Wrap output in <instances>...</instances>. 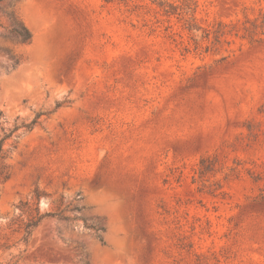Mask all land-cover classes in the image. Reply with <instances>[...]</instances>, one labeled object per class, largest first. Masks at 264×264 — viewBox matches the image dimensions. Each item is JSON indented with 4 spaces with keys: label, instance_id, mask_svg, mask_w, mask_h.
Here are the masks:
<instances>
[{
    "label": "rangeland",
    "instance_id": "obj_1",
    "mask_svg": "<svg viewBox=\"0 0 264 264\" xmlns=\"http://www.w3.org/2000/svg\"><path fill=\"white\" fill-rule=\"evenodd\" d=\"M153 1L1 2L0 140L20 129L0 159V264H264V41L187 53ZM198 4L203 26L264 9ZM206 154L213 195L192 180ZM36 209L69 220L28 237Z\"/></svg>",
    "mask_w": 264,
    "mask_h": 264
},
{
    "label": "trees",
    "instance_id": "obj_2",
    "mask_svg": "<svg viewBox=\"0 0 264 264\" xmlns=\"http://www.w3.org/2000/svg\"><path fill=\"white\" fill-rule=\"evenodd\" d=\"M3 0H0V5ZM154 4L157 5L169 23L168 29L173 31V25H171V19L176 20V24L179 25V36L183 39L182 33L188 36L187 45L184 48L185 52L200 51L204 54L219 53L225 46L231 47L233 40H229V37L241 39L247 41L250 45L259 44L264 41V9L260 10L256 15H250L248 9H245L242 13V17L237 20L226 22L218 18H213L207 26H203L197 19L198 0H154ZM15 26L13 32L17 34L23 41V43H30L32 40V34L30 30L24 25V23L15 17ZM174 32V33H173ZM226 51H228L226 49ZM228 56H224L220 61H223ZM17 64L19 61L16 62ZM42 114L30 123L23 125L22 127L27 130H32L38 123ZM0 116L2 113L0 112ZM16 127L10 133H6L4 138L0 140V159L2 158L4 143L7 139L12 137L13 133L19 130ZM222 170V163L219 160L217 154L203 155L198 162L197 169L193 176V183L200 186L202 189L210 190V194H215L217 191L222 190V185L218 184L217 187L210 184L211 176L216 175ZM232 170V169H231ZM40 194L36 193L37 201L40 200ZM44 217L59 218L69 220L68 217H64L61 213H46L41 215L39 210L36 209L35 215L26 224L25 232L29 237L32 233V229L37 227ZM97 232V238L100 242H104L100 232L105 231L104 227H94Z\"/></svg>",
    "mask_w": 264,
    "mask_h": 264
}]
</instances>
